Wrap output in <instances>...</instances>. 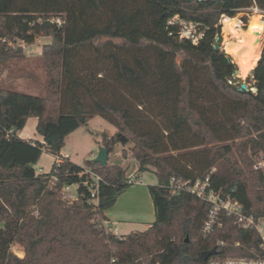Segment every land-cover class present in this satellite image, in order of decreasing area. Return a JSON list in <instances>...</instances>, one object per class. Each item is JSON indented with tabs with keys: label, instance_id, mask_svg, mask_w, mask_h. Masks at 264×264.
Instances as JSON below:
<instances>
[{
	"label": "trees",
	"instance_id": "16d2710c",
	"mask_svg": "<svg viewBox=\"0 0 264 264\" xmlns=\"http://www.w3.org/2000/svg\"><path fill=\"white\" fill-rule=\"evenodd\" d=\"M254 7L264 12V0H0V62L21 56L10 42L52 38L44 95L0 87V264H209L259 251L258 232L223 211L205 230L212 204L188 188L208 178L222 198L264 217V171L252 159L264 155V83L241 89L219 37L223 15ZM175 17L199 26L198 42L181 37ZM96 115L118 129L104 140L109 152L132 142L139 170L155 168L156 219L143 231L104 223L133 184L121 165L65 157L49 172L35 168L44 149L61 156L67 136ZM30 117L42 139L19 135ZM87 169L103 177L96 201L81 185L65 202L62 185L82 183Z\"/></svg>",
	"mask_w": 264,
	"mask_h": 264
},
{
	"label": "rangeland",
	"instance_id": "374dc122",
	"mask_svg": "<svg viewBox=\"0 0 264 264\" xmlns=\"http://www.w3.org/2000/svg\"><path fill=\"white\" fill-rule=\"evenodd\" d=\"M255 10L256 9L251 8L246 11L238 12V18L227 15L221 18L220 23L222 24L220 34L222 38L220 44L223 49L225 47V41L228 38L225 28H230L231 22L239 21L244 29H248L250 27V16L255 12L261 13L263 15L262 19L264 20V12L260 9L257 11ZM263 20L260 22L261 26ZM174 21L179 22L182 26L181 37L191 38L194 42H198L201 38L203 33L196 23L181 20L179 17H175ZM51 42L52 38L46 35L38 36L33 44H27L22 40H17L15 43L10 42L15 49L20 47L22 52L21 56L0 62V87H13L26 93L44 95L48 84V74L43 63V48ZM261 52V57L256 68L246 72L241 70L245 74V78L240 79L242 82H245L247 88L254 85L258 80H262L264 83V39ZM251 89L256 91L255 87ZM37 121L38 119L36 117H30L27 125L19 135L23 138L42 139L36 132ZM117 132L118 129L113 124L101 116L96 115L67 136L66 144L62 151L63 153H67L66 155L68 156L71 155V159L75 163L81 166H87L88 161L95 158L93 152L97 154L100 147L105 146L104 140L111 138ZM132 146V142L127 145L121 143L112 145L110 147L111 151L109 153L108 163L121 165L125 168L127 177H131L136 181L137 173L139 172V162L132 153ZM252 159L254 168L264 171V155H253ZM55 160L56 156L44 149L38 162L35 164L37 172H49ZM149 169L152 171L155 168L149 166ZM142 179L143 182L150 185L158 183V178L150 173L145 174ZM124 230L127 229L119 230L120 234H124ZM128 230L143 231L145 227L143 224H134ZM16 246L20 245H14L13 251Z\"/></svg>",
	"mask_w": 264,
	"mask_h": 264
},
{
	"label": "built area",
	"instance_id": "2783aa9c",
	"mask_svg": "<svg viewBox=\"0 0 264 264\" xmlns=\"http://www.w3.org/2000/svg\"><path fill=\"white\" fill-rule=\"evenodd\" d=\"M57 22L59 24L62 23L61 19H57ZM65 157L70 158L68 155L61 154V156L56 157L55 161L60 165ZM85 172L87 173V178L82 183H64L62 185L60 193L65 202L72 204L78 200L81 185L90 190L91 199L96 201L100 186L103 183V177L90 169ZM128 182L134 183L135 181L130 177ZM188 184L189 182H177L176 187H174H186ZM188 188L200 197H207V200L212 204L205 230H211L213 225L218 223L220 213L223 211L226 215L234 217L242 227L256 230L260 236L259 251L254 253L252 257H217L210 259L209 264H264V217L257 218L252 212L245 211L237 200H233L230 197L222 198L214 191L208 178L204 181L197 180L194 185H190ZM104 223L110 224L109 221H104ZM236 244L239 245V242Z\"/></svg>",
	"mask_w": 264,
	"mask_h": 264
},
{
	"label": "crops",
	"instance_id": "0c3cea01",
	"mask_svg": "<svg viewBox=\"0 0 264 264\" xmlns=\"http://www.w3.org/2000/svg\"><path fill=\"white\" fill-rule=\"evenodd\" d=\"M254 9H256L255 11L259 10L257 7H254ZM62 150L61 154L66 155L67 153H63ZM96 155L93 152V156ZM69 157L71 159V155ZM147 173L157 178L154 170L144 172L139 170L136 177L137 180L118 197L116 203L111 208L105 210L104 215L107 221L110 222L114 232L120 234L119 230L127 229L124 230V234H128L134 231L128 230L134 224H143L146 229L155 221L156 213L153 198L149 190L150 184L143 182L142 179Z\"/></svg>",
	"mask_w": 264,
	"mask_h": 264
},
{
	"label": "bare ground",
	"instance_id": "6f19581e",
	"mask_svg": "<svg viewBox=\"0 0 264 264\" xmlns=\"http://www.w3.org/2000/svg\"><path fill=\"white\" fill-rule=\"evenodd\" d=\"M262 18L261 13L255 12L250 16L248 29H244L239 21H233L230 23V28H225L228 35L225 49L237 63V73L241 78H245L243 72L255 68L260 60L264 39V27L260 25Z\"/></svg>",
	"mask_w": 264,
	"mask_h": 264
},
{
	"label": "water",
	"instance_id": "95a60500",
	"mask_svg": "<svg viewBox=\"0 0 264 264\" xmlns=\"http://www.w3.org/2000/svg\"><path fill=\"white\" fill-rule=\"evenodd\" d=\"M220 25H221V23H220ZM219 37L222 38V35L220 34ZM224 49H225V47H224ZM227 54H228L229 59L232 60L236 64V66L238 67L237 63L233 59V56L229 53H227ZM235 75H236V77L241 78L239 76V74L237 73V69H236ZM241 89H247V85L245 84V82H243L241 84ZM82 121H84V120H82ZM109 153H110L109 149L106 146H101L99 152L97 153V155L95 156V158L93 160L95 162L101 164L102 166H106L108 163V159H109ZM216 253H217V249L213 248L211 250L204 251L203 257H204V259H208L211 256L216 255Z\"/></svg>",
	"mask_w": 264,
	"mask_h": 264
}]
</instances>
